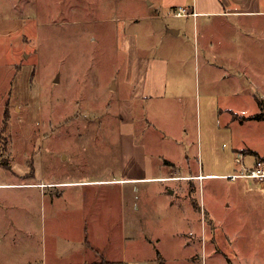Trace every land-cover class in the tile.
<instances>
[{
    "label": "rangeland",
    "instance_id": "rangeland-1",
    "mask_svg": "<svg viewBox=\"0 0 264 264\" xmlns=\"http://www.w3.org/2000/svg\"><path fill=\"white\" fill-rule=\"evenodd\" d=\"M152 1L0 0V264L77 260L80 236L62 239L59 230L76 226L79 212L89 222L96 201L112 206L118 225L143 222L134 234L144 231L165 264H264V189L229 177L264 160V0L258 15L190 18L193 111L182 116L168 99L153 125L137 122L146 176L174 173L149 154L157 150L179 163L175 172L209 176L94 183L145 172L123 148L131 125L118 120L121 68L135 42L161 55L165 23L186 18ZM223 2L228 10L253 3ZM39 180L89 182L27 184ZM102 233L98 245L120 236Z\"/></svg>",
    "mask_w": 264,
    "mask_h": 264
},
{
    "label": "crops",
    "instance_id": "crops-1",
    "mask_svg": "<svg viewBox=\"0 0 264 264\" xmlns=\"http://www.w3.org/2000/svg\"><path fill=\"white\" fill-rule=\"evenodd\" d=\"M219 1L220 4L213 5V8H211L210 5L199 7L200 5L197 1L191 5H186L185 1L182 0H161L156 2L160 7H162V9H167V14L165 15L168 17L181 18L186 16V18H182V20L172 23L171 26H168L169 23H165L167 28L162 32L165 42L162 44L161 55H147L146 50L140 51L137 46L138 43L136 44V42L129 46L128 49L130 52V59L128 56L129 61L126 63L127 65H125L124 68H121L123 80L119 89H122V93L117 99V110L119 111L118 120L121 124L131 125L129 127L130 131H127L128 127H126L125 132L121 134L126 156L131 157L133 160L136 156V163L145 172L143 175L136 174V176L122 177L121 179H106L103 181L94 180V183L124 184L151 179L166 181L172 178H175V180L178 181V179L181 180L182 177L184 179L187 177L188 179L189 177H196L202 174L201 172H175L176 166L179 163H176L174 158L166 154L164 155L160 152V150H157L151 151L149 154H153V156L158 155L159 157L163 156V160L168 162L169 165H173L175 168L174 173L146 176V158L148 157L146 154L147 145L142 138V142L139 139L140 136L138 135L137 122L143 120L142 124L147 125L148 127L153 125V112H156L158 115H162L164 103L168 99L175 110V107H177L178 111L183 112L182 116H186L187 113L193 111V105L190 104L189 100L193 85L191 68L192 62L188 53L189 47L184 41V39L189 37L190 26H188V23H190V18H193L194 20V16L198 17L207 15L222 17L237 11L251 14L254 13L256 15L262 12V10L257 6L258 0H251L253 1L251 6L246 4L247 8L238 10H228L226 8L223 1L229 2V0ZM150 2L153 1L150 0ZM178 5H183L184 8H186L185 14L175 15L178 10L175 6ZM207 27L208 25L204 28L207 29ZM181 32L185 34L182 35ZM210 38H212L211 33L207 34L204 38L206 47ZM137 39L138 38L136 36V41ZM116 43L118 46V36ZM217 43L222 46L225 44V41H217ZM188 118L189 116L186 120H188ZM133 131L136 133L135 136ZM174 138L176 139V137ZM241 156L243 158L245 157L242 154ZM251 179L258 182L260 188L264 189V180H259L257 178ZM91 181L93 183V180ZM82 182L89 181L50 180L45 182L43 180H39L38 182H31L27 184L29 186L39 185L40 187L45 186L46 184H52L61 187V185H76ZM101 199L105 200V196H101ZM107 205L111 206L109 204ZM89 207H92V212L90 213L91 219L89 222L84 221L82 218L83 216L80 215L82 212H79L76 219V226L67 225L59 230L62 235H60V238H66L67 240L78 233L80 236L78 238V246L81 256H79L77 260L69 261V263L63 260L54 261L52 264H101L99 262L100 255H102L106 260H113L120 262L121 264H158L157 253L154 251L151 252L149 250L151 249L149 244L146 243V233L141 231L138 232V234H134L137 230L143 228V222H137L135 225L134 223L131 224L126 220L125 223L118 225L119 221L114 223V221L118 218L115 217L116 213L112 206L104 209L105 207L103 208L99 201H96ZM101 217L102 219H105L104 223L100 221ZM111 230H119L120 236L117 237V235H112L114 240L110 238L111 240L109 239V241L102 243V245H98L97 239L104 238V234L102 232ZM100 231L101 233L99 234L98 232ZM86 241H88L89 244H87ZM118 242H120V244ZM136 244H138V246H136Z\"/></svg>",
    "mask_w": 264,
    "mask_h": 264
},
{
    "label": "built area",
    "instance_id": "built-area-1",
    "mask_svg": "<svg viewBox=\"0 0 264 264\" xmlns=\"http://www.w3.org/2000/svg\"><path fill=\"white\" fill-rule=\"evenodd\" d=\"M186 13V8L184 7H180L175 15H183ZM249 172H243L241 174H231V176H229L230 178H236V177H241V176H247V177H251L254 179H259V180H264V160L261 158H256L253 167L248 169Z\"/></svg>",
    "mask_w": 264,
    "mask_h": 264
},
{
    "label": "trees",
    "instance_id": "trees-1",
    "mask_svg": "<svg viewBox=\"0 0 264 264\" xmlns=\"http://www.w3.org/2000/svg\"><path fill=\"white\" fill-rule=\"evenodd\" d=\"M257 116L263 118V115L261 113H258ZM86 243L89 244L88 241H86ZM157 259H158V264H165L164 260L162 259V257L160 256L159 253H157ZM99 260H100L99 262L101 264H121L120 262H116V261H113V260H109V259L106 260L102 255H100Z\"/></svg>",
    "mask_w": 264,
    "mask_h": 264
},
{
    "label": "bare ground",
    "instance_id": "bare-ground-1",
    "mask_svg": "<svg viewBox=\"0 0 264 264\" xmlns=\"http://www.w3.org/2000/svg\"><path fill=\"white\" fill-rule=\"evenodd\" d=\"M197 178H203V177H206L205 175H203V174H201V175H198V176H196ZM167 178V177H166ZM183 178V177H182ZM185 178H187V177H185Z\"/></svg>",
    "mask_w": 264,
    "mask_h": 264
}]
</instances>
